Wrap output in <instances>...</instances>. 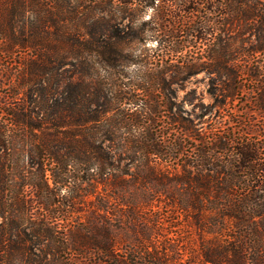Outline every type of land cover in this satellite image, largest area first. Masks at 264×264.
<instances>
[{"label": "rangeland", "instance_id": "374dc122", "mask_svg": "<svg viewBox=\"0 0 264 264\" xmlns=\"http://www.w3.org/2000/svg\"><path fill=\"white\" fill-rule=\"evenodd\" d=\"M226 1L230 0H149L146 6L132 7V14L120 20L104 15L97 30L107 34L113 28L118 34L107 37L121 47L116 59L91 58L73 66L48 58L29 60L31 69L38 66L39 75L23 85L20 79L27 71L22 63L26 65L27 57L19 48L3 54L0 44V124L8 127L0 139V239L33 238L27 250L40 259L34 264L83 261L61 245L55 247L48 234L37 232L31 222H50L53 236L60 240L69 232L84 233L90 219L115 218L118 210L125 215L129 207L112 193L127 184L126 189L136 192L146 183L120 172L137 170L131 158L134 152L126 151L133 142L158 145L157 168L164 170L165 177L159 175L152 182L173 192L182 188V175L192 177L200 168L205 175L227 162L225 171H246L229 167L228 158H236L231 139L264 140L259 131L264 125V53L250 52L258 45L259 19L242 15L259 12L264 0H246L241 8L245 13L239 17L226 8L217 9ZM103 6L109 8L107 0ZM74 110L84 111L86 120L97 111L101 116L104 132L97 134L96 142L101 141L108 161L119 166L110 184L101 182L99 175L92 181L83 138H78L76 150L67 133L47 128L58 124L69 131ZM14 113L20 114L16 120L36 129L21 132L13 124ZM206 153L221 158L211 171L202 165ZM155 196L152 203L139 207L138 214L149 226L156 224L151 230L160 233L155 245L168 254L176 252L175 264L216 239L238 245L236 236L242 232L235 218L217 223V232L211 233L195 221V216L208 219L209 210L197 215L182 209L177 195L175 200ZM103 197L107 208L101 207ZM252 206L242 250L247 256L252 252L264 256V216L254 217ZM252 227L261 236L256 246Z\"/></svg>", "mask_w": 264, "mask_h": 264}, {"label": "trees", "instance_id": "16d2710c", "mask_svg": "<svg viewBox=\"0 0 264 264\" xmlns=\"http://www.w3.org/2000/svg\"><path fill=\"white\" fill-rule=\"evenodd\" d=\"M148 1L107 0L109 8L106 9L103 6V0H0V44H3V54L13 53L18 48L24 52L27 57L24 61L27 62L26 65L24 62L22 64L23 70L25 69L27 73L23 71L25 75L20 79L22 85L27 79L32 81V75L37 77L39 75L37 70L35 71L38 66L31 69L30 64L28 65L29 60L42 61L48 58L57 64L72 66L91 58L98 59V62L100 60L109 62L120 55L121 47L117 42L108 41L107 37L110 33V36L115 37H118V34L113 28L107 29V34L98 31V23L104 15L113 16L116 20L122 19L124 15L127 17L132 14L130 11L132 7L141 3L146 6ZM244 5L246 0H230L219 4L217 9L226 8L229 14L235 13V16L239 17L240 13H245L241 9ZM261 7L259 12L242 15L245 19H259L258 30H256L259 38L258 45L250 49V52L254 54L264 53V2L261 3ZM101 33H103L102 36ZM19 87H21L20 84ZM98 113L97 111L93 116H87L86 120L84 111L74 110L69 131H63L65 126L58 124H52L53 126L47 128L54 131L62 130L63 134L67 133L76 145V150L79 148L78 138H83L85 147L82 149L90 154L86 158V164L87 169L91 170L92 181L96 182L97 180L93 177L99 175L101 182L109 183L110 176H114V168L118 170L119 166H113L108 161L109 156L105 155L101 141L96 142L100 138L97 134L103 135L104 132L101 125L102 119ZM17 115L20 116L16 113L12 114V121L15 126L21 127L19 128L21 132L36 129V126L32 124L16 120ZM7 128L0 124L1 140L5 138ZM259 131H262L264 135V125L260 126ZM240 140L238 142L237 139L236 141L231 139L234 143L232 148L235 150L236 158H228V165L237 167L236 169L238 167L246 169V173L230 168L225 171L223 166L227 165V162L219 165L213 173L208 172L205 175H202L199 167L200 169H197V173L192 177L182 175V188L174 192L164 186H154L152 182L157 181L156 177L159 175L162 178L165 177L164 170L157 168V158L161 154L158 145L152 142L138 144L130 140L133 143L126 146V151L134 152L131 158L136 161L137 170L128 173L124 172L125 169H120V172L129 174L133 178H141L146 185H142L136 192H130L129 188L126 189L128 181L122 180V183L127 185H123L122 191L112 193L114 199H120L121 204L129 207L125 215L120 214L118 210L117 214L114 213L115 218L103 215L98 216L99 219H90L84 233L72 236L69 232L60 240L53 236L50 222L44 219L31 222L32 227L37 232L40 230L48 234L55 247L61 245L60 247L76 253L83 259L79 263L69 262V264H175L176 252L168 254L159 250L155 244L160 233L151 232L156 224L152 223L149 226L142 222L138 210L140 206L152 203L157 197L155 195L172 198V200H175L177 195L182 203V209L193 210L197 215L202 214L203 209L209 210V217L204 220L209 223L208 225L195 216L199 227L215 233L217 223L223 224L224 219L232 217L236 219L235 224L242 232L236 236L238 245L235 246L233 242L225 239L223 242H221L222 239H216L213 245L203 243L196 255L189 254L186 259H183L182 254V264H264L263 254L252 252L247 256V252L242 250L246 243L245 233H248L245 226H249L246 219L248 220L251 215L249 206H254V217L264 216V140L259 143L248 139ZM220 159L208 154L203 159L202 165H208L211 167L208 170L211 171L213 165ZM198 161H200L199 158ZM101 199L103 201L101 207L107 208L108 202L104 197ZM21 214L23 215L22 211ZM112 221L117 222L118 226ZM80 230L82 231L81 228ZM252 231L257 237L253 239L252 245L256 246L260 243L261 236L256 228L252 227ZM33 241V238L21 236L17 239H0V264L40 262V259H34L27 250L31 244L29 242ZM83 247L87 249H82ZM178 257L177 254V259Z\"/></svg>", "mask_w": 264, "mask_h": 264}]
</instances>
